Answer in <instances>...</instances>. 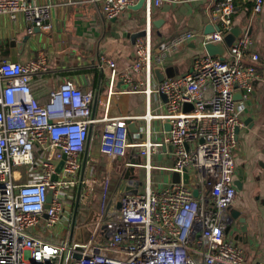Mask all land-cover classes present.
<instances>
[{
  "label": "built area",
  "instance_id": "obj_1",
  "mask_svg": "<svg viewBox=\"0 0 264 264\" xmlns=\"http://www.w3.org/2000/svg\"><path fill=\"white\" fill-rule=\"evenodd\" d=\"M139 1L92 0L109 19L120 17ZM144 1L147 34L137 39L135 61L128 70L108 61L111 75L109 90L99 100L101 119L94 116L93 93L70 80L51 94L48 104L35 100L31 84L34 75L47 68L44 54L26 64L0 63V264L244 263L242 247L226 232L232 222L228 210L237 195V129L244 125V109L235 95L238 91L245 97L253 94L260 79V55L252 50L250 35L242 33L223 58L201 54L191 71L160 83L154 70L174 51L191 41L200 42L204 51L207 44H225L234 28L235 0H216V31L184 30L160 51L151 36L153 9L189 0ZM263 8L264 0H254L255 15ZM51 10L50 5L31 0H0V14L12 20L23 15L42 29L48 28ZM118 85L145 94L147 112L137 118L146 121L148 134L154 120L170 125L163 143L149 138L145 143L132 142L127 122L134 117L108 116ZM162 94L167 98L165 111L154 113L151 100ZM186 104L193 109L185 110ZM97 123L104 124L99 150L112 162L124 158L130 146L149 154L170 145L176 162L169 170L181 176L188 171L190 183L181 177L179 183L151 189L148 175L144 194L125 193L119 198L120 208L112 205L86 226L73 225L74 189L82 182L80 203L84 205L97 182L81 174L90 128ZM146 168L153 167L148 162Z\"/></svg>",
  "mask_w": 264,
  "mask_h": 264
},
{
  "label": "crops",
  "instance_id": "obj_2",
  "mask_svg": "<svg viewBox=\"0 0 264 264\" xmlns=\"http://www.w3.org/2000/svg\"><path fill=\"white\" fill-rule=\"evenodd\" d=\"M31 1L52 7L51 17L46 21L48 28L33 26L23 15L12 20L8 15L0 14V63L7 60L26 64L44 54L47 68L36 73L31 84L35 100L41 105L48 104L51 94L58 91L65 80H70L82 90L93 93L94 116L101 119L103 111L99 100L109 90L111 75L108 61L114 62L121 71L133 65L137 40L132 36L146 28L144 7L135 8L138 2L120 17L109 19L92 0H74L70 4L64 0ZM237 4L234 27L239 26L242 33L250 35L252 50L260 55L257 66L260 79L254 83V92L249 97H245L242 91L237 92V101L244 109V125L237 133L234 169L237 195L228 210L232 222L226 232L230 240L242 247L243 264H257L264 262V8L255 15L254 0H237ZM215 7L216 0H189L181 5L155 7L151 14V36L156 51L184 30L206 34L209 27H216ZM201 54L206 51L200 42L191 41L167 57L161 72L171 77L187 73ZM112 97L109 117H134L127 122L128 128L134 124L138 128L137 132L135 128L130 131L132 142L145 143L148 138L152 143L164 142L170 131L168 123L154 120L148 134L146 121L137 118L147 112L145 94L130 93L126 86L118 85ZM165 104L166 99L161 95L159 99L153 97L151 110L163 113ZM103 126V123L91 126L83 154L87 155L84 170H81L83 176L95 177L97 182L91 200L84 205L80 203L78 227L97 220L110 206L118 207L120 196L133 192L135 184L140 183L138 193L144 194L148 175L151 189L166 188L173 183V173L169 170L176 162L173 147L163 145L144 154L130 146L124 158L112 162L99 150ZM146 155H150L149 160ZM148 162L153 167L151 171L146 168ZM130 167L135 172H131L125 181L126 169ZM77 191L78 187L74 194ZM233 211L239 214L237 218L232 216ZM243 225L247 227L246 231L242 230ZM81 228L87 230V227Z\"/></svg>",
  "mask_w": 264,
  "mask_h": 264
},
{
  "label": "water",
  "instance_id": "obj_3",
  "mask_svg": "<svg viewBox=\"0 0 264 264\" xmlns=\"http://www.w3.org/2000/svg\"><path fill=\"white\" fill-rule=\"evenodd\" d=\"M144 0H140L139 3L136 5L137 7L135 8H143L144 6ZM209 29H207L206 31V34H211L213 33L214 31H216L218 29V27H209ZM147 34V31L144 29L138 33H135L132 38L133 40H137L141 37H144L145 35ZM242 34V29L239 27V26H235L231 32L226 35L225 37V44H218V45H213V44H207L205 46V51L206 53L211 56V57H220V58H223V55L225 54L226 50L228 48H230L232 46V44L235 42V40ZM154 74L155 76L157 77L158 79V82L162 83L165 79L167 78H170L171 76L167 73V75L165 73H162L161 72V69L160 68H157L154 70ZM169 76V77H167ZM237 94L235 95V98L237 99ZM163 98H166L165 95H161ZM193 109V106L192 105H189V104H186L185 105V110H192ZM170 126V125H169ZM135 128V132L138 131V128L136 127V124L134 125H130L129 126V132L132 131L133 129ZM239 129H237V133H238ZM86 156L85 155V159H84V164H83V170H84V167H85V164H86ZM61 167H62V164L59 166L58 170L60 171L61 170ZM131 172H135V169L130 167V169H126V172H125V175H124V180H128L131 176ZM82 177H83V172H82ZM181 177L183 178V181L184 183L188 184L190 183V175L188 173V171H185L184 174L181 176L179 173H173V183H179L180 180H181ZM139 184L140 183H137L134 185V190H133V193L134 194H137L138 193V188H139ZM122 186V184L120 185ZM81 191H82V182L80 183L79 187H78V191H77V197H76V205H75V208H74V223L73 225L76 223V218H77V213H78V208H79V205H80V196H81ZM194 195L195 196H198V191H194ZM51 199H52V195L49 194L48 196V200H47V208H49V204L51 203ZM118 208H120V204L118 205ZM232 216L234 218H237L239 216L238 213H236L235 211L232 212ZM45 218H47V215H45ZM241 222H245L244 219H241L240 220ZM245 229H247V227H242V230L246 231ZM74 230V227H72V231ZM73 233V232H72ZM77 258H79V256L77 255Z\"/></svg>",
  "mask_w": 264,
  "mask_h": 264
},
{
  "label": "trees",
  "instance_id": "obj_4",
  "mask_svg": "<svg viewBox=\"0 0 264 264\" xmlns=\"http://www.w3.org/2000/svg\"><path fill=\"white\" fill-rule=\"evenodd\" d=\"M237 0H235V7H237ZM76 196H75V199H74V201H73V208H75V205H76V197H77V193L75 194ZM81 208H82V205L80 204L79 205V208H78V212L80 211V216H81ZM77 216H78V214H77ZM80 216H79V218H80Z\"/></svg>",
  "mask_w": 264,
  "mask_h": 264
},
{
  "label": "rangeland",
  "instance_id": "obj_5",
  "mask_svg": "<svg viewBox=\"0 0 264 264\" xmlns=\"http://www.w3.org/2000/svg\"><path fill=\"white\" fill-rule=\"evenodd\" d=\"M23 169H25V167H22ZM78 214V219H79V216H80V211L77 213ZM78 221V220H77ZM75 237H77V233L75 234Z\"/></svg>",
  "mask_w": 264,
  "mask_h": 264
}]
</instances>
